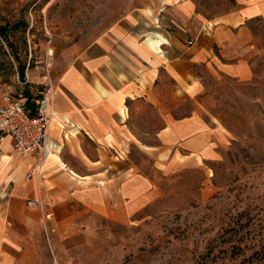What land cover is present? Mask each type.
I'll list each match as a JSON object with an SVG mask.
<instances>
[{
    "label": "crops",
    "instance_id": "1",
    "mask_svg": "<svg viewBox=\"0 0 264 264\" xmlns=\"http://www.w3.org/2000/svg\"><path fill=\"white\" fill-rule=\"evenodd\" d=\"M256 17L262 0H234L212 17L199 0H136L73 56L49 88L48 153L20 155L10 136L0 141V264H46L72 225L130 217L150 184L133 150L156 168L216 153L228 132L200 68L250 79Z\"/></svg>",
    "mask_w": 264,
    "mask_h": 264
},
{
    "label": "rangeland",
    "instance_id": "2",
    "mask_svg": "<svg viewBox=\"0 0 264 264\" xmlns=\"http://www.w3.org/2000/svg\"><path fill=\"white\" fill-rule=\"evenodd\" d=\"M135 2L0 0V27L20 25L9 31L10 45L0 37V95L45 92L69 60ZM233 5L234 0H199L208 17ZM249 24L256 45L248 59L250 79L200 68L215 97L212 110L228 132L226 142L198 164L170 157L159 168L151 155L133 150L150 181L148 198L133 202L124 220L93 217L72 225L75 232L45 250L46 264H264V19ZM25 108L33 109L30 100ZM146 128L151 126L143 123Z\"/></svg>",
    "mask_w": 264,
    "mask_h": 264
},
{
    "label": "built area",
    "instance_id": "3",
    "mask_svg": "<svg viewBox=\"0 0 264 264\" xmlns=\"http://www.w3.org/2000/svg\"><path fill=\"white\" fill-rule=\"evenodd\" d=\"M49 88L39 96L28 99L32 102L33 109L25 108L27 97L22 93L6 91L1 95L0 141L10 136L13 139V149L17 154L46 155L48 153L46 140L50 121L54 117ZM30 176L31 173L28 172L26 177ZM34 203L32 199L27 200L28 205Z\"/></svg>",
    "mask_w": 264,
    "mask_h": 264
},
{
    "label": "trees",
    "instance_id": "4",
    "mask_svg": "<svg viewBox=\"0 0 264 264\" xmlns=\"http://www.w3.org/2000/svg\"><path fill=\"white\" fill-rule=\"evenodd\" d=\"M259 19V18H258ZM20 25H19V23H15V24H13V25H11V26H6V27H0V37L4 40V39H6V41H7V35H8V33H9V31H12V30H14V29H17L18 27H19ZM250 28H251V26H250ZM252 29V28H251ZM253 31V30H252ZM254 33V32H253ZM7 44L8 45H10L11 43H10V41H7ZM11 49H12V47H11ZM12 54L14 55V57L17 59V55H16V53L13 51V49H12ZM24 65L23 64H20V62L18 61V77L19 78H23L24 77ZM27 95H28V97H27V102H28V98H31V94L29 93V91L27 90Z\"/></svg>",
    "mask_w": 264,
    "mask_h": 264
}]
</instances>
